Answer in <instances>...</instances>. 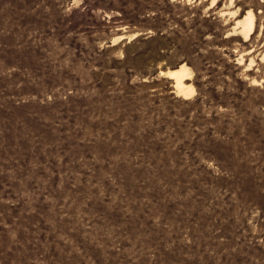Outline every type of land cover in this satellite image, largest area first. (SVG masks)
Wrapping results in <instances>:
<instances>
[{"label":"rangeland","instance_id":"rangeland-1","mask_svg":"<svg viewBox=\"0 0 264 264\" xmlns=\"http://www.w3.org/2000/svg\"><path fill=\"white\" fill-rule=\"evenodd\" d=\"M0 264H264V0H0Z\"/></svg>","mask_w":264,"mask_h":264},{"label":"bare ground","instance_id":"bare-ground-1","mask_svg":"<svg viewBox=\"0 0 264 264\" xmlns=\"http://www.w3.org/2000/svg\"><path fill=\"white\" fill-rule=\"evenodd\" d=\"M244 27L246 29H248L249 31H252L253 30V28H254V18H253V16L251 14L245 20ZM185 71H186V68H182L179 71L170 72V76H172L176 80V83L180 87V89H181V87L184 84V80H185L184 79V72ZM182 90H183V93L186 94V89L182 88Z\"/></svg>","mask_w":264,"mask_h":264},{"label":"trees","instance_id":"trees-1","mask_svg":"<svg viewBox=\"0 0 264 264\" xmlns=\"http://www.w3.org/2000/svg\"><path fill=\"white\" fill-rule=\"evenodd\" d=\"M154 39V37H151V38H148V39H142V38H137V42H141V41H146L147 40V42H150V41H152Z\"/></svg>","mask_w":264,"mask_h":264}]
</instances>
